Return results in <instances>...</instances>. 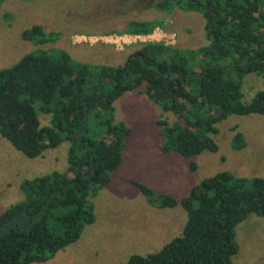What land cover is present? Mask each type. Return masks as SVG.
<instances>
[{
	"label": "trees",
	"instance_id": "trees-1",
	"mask_svg": "<svg viewBox=\"0 0 264 264\" xmlns=\"http://www.w3.org/2000/svg\"><path fill=\"white\" fill-rule=\"evenodd\" d=\"M128 1V0H120ZM203 18L207 43L181 49L164 41L134 45L122 64L75 61L58 48H38L0 69V136L26 157L68 143L67 166L24 179L23 198L0 213V264L49 260L95 221L92 198L123 162L132 128L114 117V101L140 90L173 122L157 119L162 152L193 156L218 151L217 123L231 114H264V88L243 101L244 75L264 74V0H157ZM163 23L132 20L122 34L147 35ZM34 45L53 43L56 31L33 24L21 31ZM39 113L49 116L41 125ZM246 146L236 131L231 147ZM196 164L190 163L195 169ZM157 207L186 211L182 233L159 250L131 254L123 264H237L235 227L250 214L264 217V178L217 172L175 199L131 181Z\"/></svg>",
	"mask_w": 264,
	"mask_h": 264
},
{
	"label": "rangeland",
	"instance_id": "rangeland-1",
	"mask_svg": "<svg viewBox=\"0 0 264 264\" xmlns=\"http://www.w3.org/2000/svg\"><path fill=\"white\" fill-rule=\"evenodd\" d=\"M149 1L157 0H0V69L38 48L63 49L73 60L91 65L122 64L132 49L129 47L143 42L120 36L132 20L160 21L165 39L173 41L168 44L183 50L197 49L208 42L198 12L177 7L157 9ZM33 24L58 32V38L38 46L23 40L21 31ZM263 88L264 74L244 75L242 100L250 101ZM114 107L115 120L125 122L132 133L125 139L123 162L111 173V181L92 198L95 221L49 260L33 264H123L131 254L155 252L180 235L186 211L179 204L155 206L132 180L180 200L194 184L217 172L264 178V114L228 115L217 123L218 132L212 135L218 151L182 156L161 151L162 137L156 121L162 118L173 122L175 117L143 92H124L115 99ZM38 115L41 125L49 124L48 115ZM238 130L246 146L234 150L231 139ZM67 147L63 142L41 156L29 158L0 136V213L24 197L19 187L22 180L65 170ZM192 162L195 169L190 168ZM235 240L238 251L231 257L233 262L264 264V217L250 214L239 222Z\"/></svg>",
	"mask_w": 264,
	"mask_h": 264
},
{
	"label": "built area",
	"instance_id": "built-area-1",
	"mask_svg": "<svg viewBox=\"0 0 264 264\" xmlns=\"http://www.w3.org/2000/svg\"><path fill=\"white\" fill-rule=\"evenodd\" d=\"M155 30L157 31V32H155ZM160 33H159V32ZM156 33H158V34H160V36H157V37H154L155 36V34ZM162 30L159 28V27H156L154 30H153V32L152 33H150V34H147V35H131V36H129V38H132L133 40H140V41H160V40H163L164 41V43H166V44H168V43H173V41H170V40H168V39H165V35L164 34H162ZM172 38H174V36H175V33H172L171 35H170Z\"/></svg>",
	"mask_w": 264,
	"mask_h": 264
},
{
	"label": "crops",
	"instance_id": "crops-1",
	"mask_svg": "<svg viewBox=\"0 0 264 264\" xmlns=\"http://www.w3.org/2000/svg\"><path fill=\"white\" fill-rule=\"evenodd\" d=\"M120 36L128 37V36H131V35H129V34H121ZM127 46H132V44L131 45H127ZM129 48H132L131 51L134 49V47H129ZM114 109H115V107H114Z\"/></svg>",
	"mask_w": 264,
	"mask_h": 264
}]
</instances>
